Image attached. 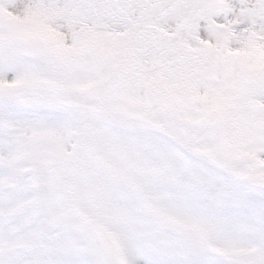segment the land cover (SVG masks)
I'll return each instance as SVG.
<instances>
[{
	"label": "snow or ice",
	"instance_id": "obj_1",
	"mask_svg": "<svg viewBox=\"0 0 264 264\" xmlns=\"http://www.w3.org/2000/svg\"><path fill=\"white\" fill-rule=\"evenodd\" d=\"M0 264H264V0H0Z\"/></svg>",
	"mask_w": 264,
	"mask_h": 264
}]
</instances>
